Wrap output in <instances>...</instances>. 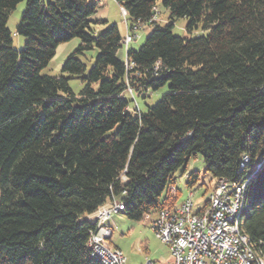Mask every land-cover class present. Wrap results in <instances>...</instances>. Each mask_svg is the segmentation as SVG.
<instances>
[{"label":"trees","instance_id":"16d2710c","mask_svg":"<svg viewBox=\"0 0 264 264\" xmlns=\"http://www.w3.org/2000/svg\"><path fill=\"white\" fill-rule=\"evenodd\" d=\"M21 1L0 0V264H103L89 216L115 198L135 220L173 207L174 173L198 154L213 179L249 180L241 226L264 256V0H116L131 31L153 26L126 61L116 24L90 32L102 0H27L16 50L7 21ZM160 6L165 26L153 21ZM178 18L208 33L175 35ZM75 37V53L99 49L90 71L74 53L69 76L42 75ZM166 84L154 106L130 110L126 92L145 98Z\"/></svg>","mask_w":264,"mask_h":264},{"label":"rangeland","instance_id":"374dc122","mask_svg":"<svg viewBox=\"0 0 264 264\" xmlns=\"http://www.w3.org/2000/svg\"><path fill=\"white\" fill-rule=\"evenodd\" d=\"M90 2L93 0H89ZM27 0H23L10 12L8 16L7 26L12 33V46L16 50H21L26 42V38L18 33V26L21 22L22 14L26 9ZM93 21L90 32L97 36L107 30L110 26L117 25L122 36L126 35L127 23L132 25V21L125 17L121 7L116 0H102L96 14L91 16ZM102 20L104 22H95ZM169 21V12L162 6L158 7V13L154 22H158L160 26H165ZM186 18H178L174 22L172 31L175 35L185 37H195L197 35H205L207 30L201 27L192 33L187 32ZM153 26L143 25L140 30L134 32L136 37L126 47L125 45L118 51L117 56L120 60L126 61L128 49L139 50L145 43L147 37L151 34ZM133 33V32H131ZM81 40L75 37L69 41L60 43L56 49L55 55L50 60L48 65L41 70L42 75L50 76H69L63 72V65L67 58L74 54L79 47ZM99 54V49L94 46L92 49L83 53H75L87 67L86 74L90 71ZM69 84L75 93H79L83 88V82L78 77H73L69 80ZM169 92V85L161 87L158 90H148L147 97H142L138 93L126 92L125 97L130 100V110L133 113L145 112L149 107L154 106L163 96ZM193 172L199 173V180L195 185L187 184L189 176ZM175 191L173 194L179 193L178 202H182L188 198L189 193H193L194 210H201L207 201L215 184V179L206 172V164L203 157L198 154L197 157L192 156L182 167L174 173ZM157 214L151 212L140 220L129 218L124 212L114 214L108 221V225L112 228L111 244L114 247L120 248L126 256L127 264H143L147 260L154 264H169L173 260L170 247L157 237L152 229V222Z\"/></svg>","mask_w":264,"mask_h":264},{"label":"built area","instance_id":"2783aa9c","mask_svg":"<svg viewBox=\"0 0 264 264\" xmlns=\"http://www.w3.org/2000/svg\"><path fill=\"white\" fill-rule=\"evenodd\" d=\"M121 10L126 17L125 9ZM154 11L156 13L153 21L158 8L155 7ZM140 26H134L131 31L127 25L123 40L126 47L134 40V32H137ZM245 161L246 156L243 162ZM232 182L234 180L216 179L209 200L199 211L194 210L191 192L182 202L155 212L157 216L152 222V229L157 237L170 247L173 260L169 264H264V256L254 258L249 252V247L244 246V243H240L238 237L234 236L232 223H225V216L232 214L233 205H237L242 193L240 188L239 192L235 193V198H227L228 186ZM172 190L175 191V187H172ZM122 204V200L115 198L91 214L89 219L96 227L90 236L96 239L94 252H100L107 257H120L122 264H127L123 251L112 246L110 240L113 230L107 224L114 214L121 212ZM143 264L154 263L147 260Z\"/></svg>","mask_w":264,"mask_h":264},{"label":"bare ground","instance_id":"6f19581e","mask_svg":"<svg viewBox=\"0 0 264 264\" xmlns=\"http://www.w3.org/2000/svg\"><path fill=\"white\" fill-rule=\"evenodd\" d=\"M126 11V10H125ZM127 12V11H126ZM124 40V38H123ZM247 157V156H246ZM250 162V158L247 157V161L244 162L242 167H244L246 164ZM261 167V164H257V169ZM243 169V168H242ZM250 177L252 178L253 175L251 174ZM249 180L243 181L240 183H234L232 182L228 186L227 191V198H235V193L239 192V189L242 188V193L239 195V199L237 201V205H233V212L230 214V216H225V223H232L233 225V231L234 236H237L240 240V243H244V246L249 247V252L253 254L254 258H261V255H259L252 245L250 244V240L248 235L244 232L242 229V212H243V206H244V199H245V191ZM124 204L121 205V211H123ZM88 246L91 249V255L101 261L103 264H122L120 257H107L103 255L100 252H94L96 248V239L94 236H90L88 239Z\"/></svg>","mask_w":264,"mask_h":264},{"label":"crops","instance_id":"0c3cea01","mask_svg":"<svg viewBox=\"0 0 264 264\" xmlns=\"http://www.w3.org/2000/svg\"><path fill=\"white\" fill-rule=\"evenodd\" d=\"M128 260V259H127Z\"/></svg>","mask_w":264,"mask_h":264}]
</instances>
